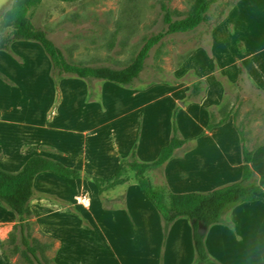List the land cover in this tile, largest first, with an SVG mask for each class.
<instances>
[{"label":"rangeland","instance_id":"rangeland-1","mask_svg":"<svg viewBox=\"0 0 264 264\" xmlns=\"http://www.w3.org/2000/svg\"><path fill=\"white\" fill-rule=\"evenodd\" d=\"M213 1L204 23L196 31L167 37L151 50L138 84L131 87L72 77L56 80L52 76L49 59L37 44L19 42L13 45L10 52H0V159L4 161L7 151L15 157L34 153L35 156L55 158L56 153L51 149L61 148L75 158L83 155L84 148H87V158L93 163L90 168L94 171L95 166H100L98 174L103 177L99 178L105 179L111 171L110 157L117 155L120 159L118 151L124 141L129 140H124L126 137L117 132L120 130L119 123L110 128L104 127V124L115 118L118 108L123 112L141 109V116L129 119L131 124L127 129L123 128L130 134L135 133L136 142L127 157L121 158L125 160L135 151L138 159L142 139L148 140L145 143L148 146L164 134L166 127L169 129V142L174 125L183 139L188 136L184 140L206 138L204 129L210 122L209 111L214 110L206 108L218 106L224 98L218 106L222 107L215 110L213 123L229 116L227 124H233L231 127L235 137L240 141L238 132H242L247 149L258 153L256 166L259 168L264 164V97L247 80L238 79V84L228 81L220 83V77L231 79L233 75V69L229 67L227 70L223 65L230 66L246 50L244 44H239L240 35L233 38L232 50L224 46L229 42L228 32L232 31L230 23L234 11H230L234 8L235 0ZM10 2L11 0H7L0 11H6ZM197 4L198 0H80L76 3L46 0L33 13L32 22L62 50L70 64L123 69L133 62L147 40L166 31L163 7L170 11L174 20H180L187 17ZM222 21L223 24L217 28L221 35L213 36L214 29ZM201 48H204L203 51L199 50ZM203 58L207 59V68L211 65L212 78L224 84L226 91L223 97L219 92L220 97L215 102L212 94L202 97L204 87L197 101L188 100L191 88L186 87H191L190 78L194 77L193 83H196V75L203 78L208 75H204L207 68ZM232 66L237 75L239 70ZM221 69H224V76L215 75V70ZM205 82L210 83L211 79H206ZM210 86L213 89V83ZM199 104L204 108L199 107ZM221 109L223 110L220 112ZM204 117L208 118V122L203 124L201 119ZM142 118L150 125V134H147L148 128ZM187 123L192 126L188 127ZM90 129L95 130L83 137L82 132ZM229 134L224 137L230 138ZM20 147L25 149L16 151ZM206 149L209 150L208 147ZM182 154L183 152L178 154L176 160ZM151 158L152 156L149 157ZM151 160L144 163H151L154 159ZM17 165L13 161L8 164L0 163V169L16 173L18 171L14 168ZM256 178L257 183L262 186L264 176ZM66 183H69L67 185L71 189L79 188L74 181ZM51 186L55 190L61 187L55 184ZM158 187L159 185L155 188ZM261 205L264 207V203ZM236 209L240 211L237 219L246 217L248 220L238 222L235 224L237 228H234L231 215ZM242 209H245L243 213ZM251 209L253 208L245 204L239 205L226 214L224 221L238 243L241 242L237 245V251L245 249L243 246L246 244L248 251L252 249L253 255L257 253L253 257L254 264H264V256L261 255L264 252V238L259 215ZM79 231L80 229L78 233ZM211 231L210 241L214 234V230ZM226 244H229L228 249H236L232 241L226 240ZM213 250L214 248L212 252ZM219 254L224 258L226 256L220 252ZM212 259L219 264H226L213 257Z\"/></svg>","mask_w":264,"mask_h":264},{"label":"crops","instance_id":"crops-1","mask_svg":"<svg viewBox=\"0 0 264 264\" xmlns=\"http://www.w3.org/2000/svg\"><path fill=\"white\" fill-rule=\"evenodd\" d=\"M232 11H234L230 23L232 31L228 32L229 42L224 46L232 50L233 38L240 35L239 44H244L246 51L230 66L223 65L227 70L229 67L233 69L231 79L222 75L224 69L215 70V75L220 74L227 80L224 77H220V79L222 78V80L231 84H238L240 70H242L245 80L264 97V0H241L230 13ZM236 12H239L238 15H235ZM236 18L238 19L235 20ZM224 21L216 26L212 33L213 36L217 35L216 37H218L221 35V32H218V27ZM203 49L199 50L203 51ZM203 60L207 68V59L203 58ZM232 65L239 70L237 75ZM210 70L211 65L204 75L208 74L205 78L211 79L210 83H213L214 91L210 83L205 82V78L198 75L196 77L197 82L203 83L204 93L202 97L205 98L212 94L215 97V102L220 97L219 92L223 97L226 91L224 84H220L222 80H219V83L212 78ZM190 84L192 85L193 81ZM190 88V86L186 87V89ZM222 99L224 100V98ZM218 106L205 108L220 109L222 107ZM199 107H202L201 104H199ZM121 110V108H118L115 118L104 124V127L110 128L112 125L119 123L120 130L117 132L126 137L124 140L129 139L127 142L124 141L121 150L118 151V155L124 159L135 144L136 138L135 133L130 134L128 130H123V128L127 129L128 125L131 124L129 119L134 116L138 117L141 109L134 108L132 112ZM142 121L144 122L145 119L142 118ZM201 121L203 124L207 123L208 118L204 117ZM232 125L229 123L222 128L206 132V138L186 140L188 142L186 147L177 152V154L183 152L179 160L174 158L162 169L148 173L147 177L153 186L159 185L158 189L166 187L173 194H187L208 193L223 186L240 182L243 169L242 146L234 135ZM145 126L148 128L147 134H150V125L146 122ZM191 126L192 124H188V127ZM92 130L95 129L83 131L82 136L87 137ZM168 130L166 127L164 134L148 146L145 144L148 140L142 139L139 154H137L141 162L155 160L160 155L161 150L169 144ZM183 133L186 136L188 135L185 131ZM227 133H230V138L224 137ZM187 137L184 139H187ZM43 147L48 148L47 146ZM22 149L25 148L20 147L16 151L20 152ZM51 150L56 153V157H61L59 159L51 157V159L59 161L67 167L80 170L84 175L103 177L98 174L101 170L100 166H95L94 171L90 168V165L93 167V163L91 159L87 158V148H84L83 155L75 158L63 148L61 150ZM254 151H251L253 153L251 168L256 176H264V164L260 165L259 168L256 166L258 153L256 150ZM35 155L34 153L20 154L15 157L7 151L4 161L0 159V163L8 164L13 161V163L18 164L14 169L19 171L25 162ZM150 156H152L151 159H149ZM46 157L50 158V156ZM121 158L119 159L117 155L110 157L111 171L105 179L114 176L122 161ZM209 160L216 164L210 165ZM126 178L129 180L126 185L112 189L102 195L98 194L91 180L74 181L75 185L79 187L76 190L67 185L69 183L66 182L71 180L63 179L51 173L42 174L35 180L34 198L29 207L31 216L27 225L36 249L42 254L47 264L194 263L195 252L190 223L187 220H179L165 235L161 217L141 194L137 183L134 181V175L129 173ZM51 184L61 185V187L55 190ZM78 191L79 193H77ZM82 195H87L90 199V206L87 208L81 207L77 203ZM262 197L264 198V194ZM261 204V202H256L245 205L253 208L251 210L259 215L261 234L264 238V207ZM238 209L231 215V223L233 222L234 228H237L235 224H238V222H247L248 220L246 217L236 218L240 212ZM242 210L243 213L245 209ZM217 226L212 227L214 229L210 228L207 232L206 247L209 256L226 264H254L255 259L253 257L257 253L253 255L254 250L249 249L248 251L246 244L243 246L246 250L237 251V245L241 242L238 243L239 241L232 233L231 228L226 226L225 221L222 225ZM78 229H80L79 233ZM211 230H214V234L213 239L210 241ZM235 231L238 232L237 229ZM17 235L18 217L12 215L0 205V264H32L30 259L22 252H4V248L12 244L17 239ZM226 240L232 241L236 249H228L229 244H226ZM212 248H214L213 252ZM219 252L225 254V258L220 256ZM261 255L263 257L264 252ZM230 261L233 263H230Z\"/></svg>","mask_w":264,"mask_h":264},{"label":"trees","instance_id":"trees-1","mask_svg":"<svg viewBox=\"0 0 264 264\" xmlns=\"http://www.w3.org/2000/svg\"><path fill=\"white\" fill-rule=\"evenodd\" d=\"M46 0H11L6 11H0V52H10L14 44L19 42L39 45L49 59L52 76L56 80L72 77L90 82H108L123 87H131L139 82L144 70L145 62L153 48L158 46L167 37L188 34L196 31L205 21L211 10L213 0H198L197 6L191 13L180 20H174L170 11L163 7V22L166 31L146 41L133 62L123 69L111 67H90L72 65L66 59L62 50L56 46L47 34L34 26L33 13ZM62 3H76L80 0H57ZM241 0H235L233 7ZM244 72L240 70V81H244ZM194 77L190 78L192 82ZM222 78L220 79V81ZM189 81V83H190ZM224 80L221 82L223 83ZM225 83V81H224ZM203 92V83L191 85L188 95L189 101H197ZM215 110L209 111L210 122L205 132L227 124L229 116L220 122L213 123L216 117ZM223 109L220 110V112ZM243 157L242 179L208 193L173 194L166 187L156 189L148 173L162 169L169 161L177 158L180 150L188 142L184 140L176 126H173L169 144L164 147L157 160L151 163L140 162L135 151L129 158L122 160L110 179H102L84 175L80 170L67 167L62 163L44 156L29 158L21 170L16 173L0 169V204L18 217L17 239L4 248L5 253L22 252L32 264H47L42 254L36 249L27 225L30 219V202L34 198L35 180L42 174L51 173L66 180L77 181L90 179L99 195L117 187L126 185L129 173L134 175L141 194L150 202L162 219L165 235L179 220H187L192 229V240L195 252L193 264H219L213 260L207 251L206 236L210 228L222 225L226 214L239 205L264 203V182L260 186L256 175L251 168L253 153L246 147V138L238 132Z\"/></svg>","mask_w":264,"mask_h":264},{"label":"built area","instance_id":"built-area-1","mask_svg":"<svg viewBox=\"0 0 264 264\" xmlns=\"http://www.w3.org/2000/svg\"><path fill=\"white\" fill-rule=\"evenodd\" d=\"M78 205L84 206V207H89L90 206V199L88 198L87 195H82L78 200H77Z\"/></svg>","mask_w":264,"mask_h":264},{"label":"clouds","instance_id":"clouds-1","mask_svg":"<svg viewBox=\"0 0 264 264\" xmlns=\"http://www.w3.org/2000/svg\"><path fill=\"white\" fill-rule=\"evenodd\" d=\"M6 2L7 0H0V7H2Z\"/></svg>","mask_w":264,"mask_h":264},{"label":"bare ground","instance_id":"bare-ground-1","mask_svg":"<svg viewBox=\"0 0 264 264\" xmlns=\"http://www.w3.org/2000/svg\"><path fill=\"white\" fill-rule=\"evenodd\" d=\"M209 164H210V165H214V164H216V163H214L212 160H209Z\"/></svg>","mask_w":264,"mask_h":264}]
</instances>
